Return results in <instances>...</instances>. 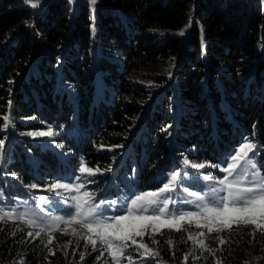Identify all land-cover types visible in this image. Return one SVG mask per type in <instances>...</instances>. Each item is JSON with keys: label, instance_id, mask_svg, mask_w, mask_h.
<instances>
[{"label": "trees", "instance_id": "trees-1", "mask_svg": "<svg viewBox=\"0 0 264 264\" xmlns=\"http://www.w3.org/2000/svg\"><path fill=\"white\" fill-rule=\"evenodd\" d=\"M91 4L52 0L36 11L23 0H0L2 199L22 200L26 185L71 178L81 160L101 170L83 182L96 200L154 192L174 159L218 165L242 142L256 145L264 173V0ZM165 61L171 73L150 75L149 86L135 77ZM5 115L13 121L8 128ZM49 128L67 131L62 154L28 135ZM20 230L0 222V239L11 242ZM50 234L49 243L46 234L30 243L20 264H66L67 240L61 231ZM180 234L171 238L176 252ZM262 234L251 244L231 235L219 264H248L247 251L264 248ZM107 262L105 254L99 264ZM194 264L214 262L200 256Z\"/></svg>", "mask_w": 264, "mask_h": 264}, {"label": "rangeland", "instance_id": "rangeland-1", "mask_svg": "<svg viewBox=\"0 0 264 264\" xmlns=\"http://www.w3.org/2000/svg\"><path fill=\"white\" fill-rule=\"evenodd\" d=\"M91 2V0H88ZM44 0H41L40 5L34 8L36 11L42 8V4ZM93 6V4H91ZM29 6V5H28ZM192 21L194 20L193 15H191ZM172 71V65L170 61H165L156 68H153L150 71H138L136 73V78L141 79L140 82H143L147 86L151 83L149 80V76L154 75H168ZM152 73V74H151ZM54 135L52 136H34L35 140H40L43 146L50 147L51 149L55 150L58 154H62L58 148L59 146L64 147L66 144L65 135L67 131L65 129H56L55 131L52 128ZM38 133V132H35ZM250 143V142H242ZM241 144V145H242ZM240 145V146H241ZM239 146V147H240ZM238 147V148H239ZM237 148V149H238ZM255 154L250 153V158L254 160L257 164V169H249V176L248 179H251V173L253 171H259L261 176H264L263 171L261 170L262 166L259 163L258 157ZM235 151L230 154L234 155ZM66 156V155H63ZM230 156L226 159H230ZM79 163L72 168V171L75 174L71 178H62L58 181L61 183H72L74 185L83 184L85 181V176L88 177V174H81L79 171ZM225 160L222 161L220 164L216 165V167H209L203 168L197 172L196 170L192 169L190 166L185 167L182 163V166L178 165L177 161L173 160V167L172 172L168 176V180L170 179L171 175L174 172H180L181 178L179 187L176 191L171 193L165 194V196H161V200L164 198L169 199L168 205V213L173 212H187V211H198L195 203H187L186 201L192 200L191 197L187 196L186 193L183 192L184 188H188L189 191H197L200 192L202 195L206 194L210 191L211 188L217 187V181L222 179L225 173L221 172L219 169L222 167H226ZM176 167V168H175ZM264 168V167H263ZM239 171V170H238ZM187 173V175H185ZM205 176L213 177L212 180H205ZM79 177V179H77ZM82 177V179H81ZM26 178L30 180V183H33L35 180L31 178L29 173H27ZM231 179V177H230ZM167 180V181H168ZM41 185V184H39ZM38 185V186H39ZM49 184H44L42 187H37L36 193L32 192V189L28 187L25 188V193L21 199H16V201L4 200L0 196V213L3 212H11L12 215L9 217H5L4 220L0 221L2 223L10 222L11 224H15L17 226L25 227V231H17L12 234L11 242L5 241L4 239H0V245L6 246V252L2 254L0 252V264H20L22 259L25 258V254L28 252L30 243L35 242L36 240L43 241V238L46 236L44 241L49 243V239L51 238L52 232L61 231L63 233V239L67 240L64 251H66V256L64 257L66 264H99L100 262L104 261L105 254L108 257L107 264H112V258L108 256L107 251L105 250V246L101 245L99 241H97L96 249L93 250V246L90 243H87L84 239L74 236L72 234V230L75 228L77 231L85 232L86 230L81 229L77 224H70L65 225L63 222L59 223V228L55 231H46L41 233L40 237H36L35 233L39 231L37 227L29 226L26 223L19 220V215L24 214L26 219H36L38 223H43L45 225L52 224L50 219L47 217L55 216V215H68V210L72 209L74 211V204L75 202L71 199L72 196L82 195L84 192H87V186H84L80 189V192H73V191H65V190H57V191H48L47 187ZM153 192V191H147ZM33 193V194H31ZM140 194V193H139ZM139 194L131 193L129 191H120L117 193L115 197L112 199L103 200L102 204H100L101 200L93 199V203L100 204L101 210L103 211L104 217H110L114 215H123L124 211L127 208V205L131 202V200ZM34 195V196H32ZM32 196V197H31ZM175 200L176 203H172ZM162 206V205H160ZM156 206H153L155 208ZM106 209V211H104ZM146 214H151L146 213ZM235 229V230H234ZM236 231V232H234ZM31 232L33 235L29 236L28 233ZM257 232L264 233V231H259L256 229L254 225H233L230 229H224L222 231L214 230L209 232L206 227H197L196 222L193 220L192 222H188L187 220L181 221L180 230L177 231L172 228H167L161 226L160 232L154 233L152 232L151 228L146 231V234L143 238L135 237L138 243L147 244L153 252L159 253L158 255H145L141 256L140 253L144 251V249L136 250V246L131 244V241H128L129 247H127L124 251V255L120 257V264H130L129 260L127 259L128 256L132 257L131 264H147L154 263V264H194L197 258L200 256L207 257L208 262L212 261L214 264H219V254L220 249L223 243L221 241H226L230 238L231 235L235 237H239L240 239L244 240V243L251 244V236L253 237ZM47 233L49 235H47ZM171 233L170 237H167L168 234ZM181 233L177 237V241H183L181 249L174 250L172 248V243L169 244L168 242L171 241L172 235ZM203 233V235H201ZM235 233H238L237 235ZM46 234V235H45ZM166 236H165V235ZM45 235V236H44ZM161 236V240L159 241L156 236ZM264 234L260 235L263 237ZM191 236V239H189ZM156 240V244H152V240ZM231 239V238H230ZM162 242V243H161ZM16 244L14 249V253L7 254L9 247L11 245ZM119 243V242H117ZM160 243L163 244L162 247L165 248V252H167L171 259L168 257H164L160 250ZM29 246V247H28ZM250 247V245H249ZM13 248V247H12ZM245 248V247H244ZM248 250V249H247ZM101 252L104 254L101 256ZM11 253V251H9ZM81 253L84 254V259L81 260ZM178 255V257H177ZM248 255V264H264V248L261 247L259 252H252V250L247 251ZM99 257V259H97ZM104 264V263H102Z\"/></svg>", "mask_w": 264, "mask_h": 264}, {"label": "snow or ice", "instance_id": "snow-or-ice-1", "mask_svg": "<svg viewBox=\"0 0 264 264\" xmlns=\"http://www.w3.org/2000/svg\"><path fill=\"white\" fill-rule=\"evenodd\" d=\"M23 2L32 8H36L40 5L41 0H23ZM91 3L95 5L96 0H91ZM3 120L4 128L10 127L13 123L10 115H5ZM28 135L52 136L54 133L49 129L47 132L28 133ZM4 146V141L0 140V153L3 152ZM255 149L256 145L253 143H244L236 149L235 154L231 155L230 159L225 160L227 166L219 169L226 175L219 179L216 182L218 186L211 188L208 193L202 195L197 191H189L188 188L183 189V192L192 198V200L186 202L195 203L198 211L173 212L166 215L169 199L164 198L161 200L160 198L165 194L176 191L179 187L181 173L174 172L170 179L156 191L141 192L136 195L127 205L126 210H123V215L104 217L100 207L103 202L101 201L100 204L93 203V195L84 192L82 195L71 197L75 202L74 211L69 209L66 216L47 217L52 221V224L45 225L38 223L36 219H26L24 214L19 215L18 218L27 225L39 229L35 233L36 237H40L41 233L46 231V228L48 231H55L59 228L60 222L65 225L77 224L81 229L86 230V233L77 231L74 228L72 234L90 243L93 250L96 249L97 241H99L101 245L105 246L108 256L112 258V264H120V257L124 255L125 249L129 247L128 241L136 246L137 251L141 248L144 249L140 253L141 256L158 255L159 253L153 252L147 244L138 243L135 237L143 238L149 228L152 232L158 233L161 226L179 231L181 221L185 220L188 222L194 220L197 227H206L209 232H212L214 228L217 231L230 229L233 225H254L257 230L264 231V176H261L259 171H253L251 179H248V170L257 169V164L250 158V153L254 155ZM2 161L3 156L0 155V162ZM183 165L185 167L190 166L197 172L206 166L216 167V165H206L205 163L190 164L188 159L183 160ZM79 171L82 175L85 173L95 175L101 170L86 167L84 161L81 160ZM204 179L212 180L213 177L205 176ZM26 187L35 189L38 185L33 183L26 185ZM83 187L82 184L74 185L57 181L50 183L47 190L50 192L57 190L80 192ZM172 203H176V201L173 200ZM153 206L156 207L153 208ZM150 212L151 214H146ZM11 215V212L0 213V221ZM28 235L32 236L33 234L29 232ZM189 239H191V236H189ZM49 242H51V238ZM223 242L221 241V243ZM151 243L156 244L157 241L153 239ZM168 243L171 244L172 242L169 241ZM103 254L101 252V256ZM83 259L84 254L81 253V260ZM127 259L131 264L132 257L128 256Z\"/></svg>", "mask_w": 264, "mask_h": 264}, {"label": "water", "instance_id": "water-1", "mask_svg": "<svg viewBox=\"0 0 264 264\" xmlns=\"http://www.w3.org/2000/svg\"><path fill=\"white\" fill-rule=\"evenodd\" d=\"M50 1H52V0H44V3L47 4V3H49ZM175 168H176V167H175Z\"/></svg>", "mask_w": 264, "mask_h": 264}]
</instances>
